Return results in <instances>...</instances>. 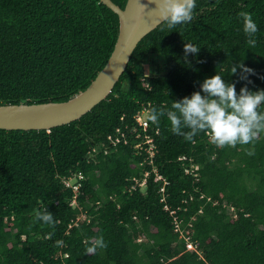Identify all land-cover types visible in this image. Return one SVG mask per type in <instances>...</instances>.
<instances>
[{"label": "trees", "instance_id": "obj_1", "mask_svg": "<svg viewBox=\"0 0 264 264\" xmlns=\"http://www.w3.org/2000/svg\"><path fill=\"white\" fill-rule=\"evenodd\" d=\"M241 11L258 26L255 46ZM118 25L99 0H0V105L65 102L84 91L109 59ZM184 43L200 47L189 63ZM236 62L255 71L250 88L264 89V0H196L190 22L160 24L138 43L110 95L80 119L0 130V264H264V133L218 147L204 133L192 141L173 134L162 116L151 127L166 184L151 175L144 189L132 181L148 168L138 165L143 154L107 139L132 127L143 105L167 110L216 73L233 82ZM78 173L73 207L63 180ZM164 205L176 210L182 238ZM44 208L55 224L35 220ZM97 236L106 247L88 253Z\"/></svg>", "mask_w": 264, "mask_h": 264}, {"label": "clouds", "instance_id": "obj_2", "mask_svg": "<svg viewBox=\"0 0 264 264\" xmlns=\"http://www.w3.org/2000/svg\"><path fill=\"white\" fill-rule=\"evenodd\" d=\"M138 2L142 7L145 6L140 0ZM149 3L154 5L151 11L167 29H175L190 22L196 7V0H149ZM238 16L247 43L255 46L258 26L252 14L241 11ZM199 51L197 45L184 43V62L189 63V55L195 58ZM229 71L230 75L236 77L233 82H227L224 76L216 73L200 82L198 91L171 101L169 109L158 110L153 107L146 113L147 119L159 123L160 118L166 115L172 133L182 136L186 141H192L195 136L204 133L218 147L253 142L264 133V111H259L260 106L264 105V89L253 90L249 87L253 84L250 77L256 73L243 62L233 63ZM148 75L145 73L144 79ZM237 84H240L239 91ZM35 220L49 225L56 223L47 208L37 210ZM92 240L94 244L87 247L88 253L106 247L102 236L93 237ZM56 243L62 244L63 241Z\"/></svg>", "mask_w": 264, "mask_h": 264}, {"label": "water", "instance_id": "obj_3", "mask_svg": "<svg viewBox=\"0 0 264 264\" xmlns=\"http://www.w3.org/2000/svg\"><path fill=\"white\" fill-rule=\"evenodd\" d=\"M99 2L117 15L119 23L105 66L84 91L65 102L0 105V130L48 131L80 119L110 95L138 43L161 24L149 0H140L144 7L138 0H127L123 9L111 0Z\"/></svg>", "mask_w": 264, "mask_h": 264}, {"label": "built area", "instance_id": "obj_4", "mask_svg": "<svg viewBox=\"0 0 264 264\" xmlns=\"http://www.w3.org/2000/svg\"><path fill=\"white\" fill-rule=\"evenodd\" d=\"M149 111V105L142 106V109L138 112H136L133 116L134 125L132 127H129L128 125H125L124 130H122L120 127L115 129L113 136H108V141L112 146H117L120 143H123L124 145H127L129 143L133 144V149L135 150V154L144 156L143 160L138 164L140 167H148L146 170L143 171L142 178L139 179L137 177H133V182L136 186L144 189L146 186L147 180L151 175H154L153 181H163L164 184H166L163 177L159 174L157 165L155 164V156L157 153L156 145L153 142V136L152 134H158V129H152L151 127V121L147 119L146 113ZM123 119V118H121ZM128 131V134L126 133ZM129 135V137H127ZM104 149L103 153L106 155L108 153V150L106 148ZM97 153L96 149H93L91 151V157ZM178 161H184L186 160V157H179L177 159ZM194 170H197V167H194ZM193 170L188 171L185 170V173H191ZM84 180V177L82 174L78 173L75 176L69 177L67 179L63 180V185L66 188H70L73 191V198L71 201V206H76V195L79 192V189L81 187V182ZM135 187L133 186L131 190H134ZM163 191V189H161ZM202 198V197H201ZM163 201V199L161 200ZM209 201V200H208ZM164 210H170L167 205H164ZM233 211V209H230V212ZM170 215L173 217V226L175 232H180V222L181 220L178 218L176 214V210H170ZM84 218V217H82ZM76 224V223H75ZM180 238L183 237L182 232H180ZM196 247L192 242H186V251L189 252H195Z\"/></svg>", "mask_w": 264, "mask_h": 264}]
</instances>
